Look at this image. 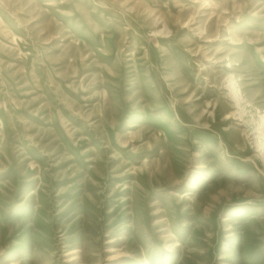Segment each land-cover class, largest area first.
<instances>
[{
    "label": "rangeland",
    "instance_id": "1",
    "mask_svg": "<svg viewBox=\"0 0 264 264\" xmlns=\"http://www.w3.org/2000/svg\"><path fill=\"white\" fill-rule=\"evenodd\" d=\"M0 264H264V0H0Z\"/></svg>",
    "mask_w": 264,
    "mask_h": 264
},
{
    "label": "bare ground",
    "instance_id": "2",
    "mask_svg": "<svg viewBox=\"0 0 264 264\" xmlns=\"http://www.w3.org/2000/svg\"><path fill=\"white\" fill-rule=\"evenodd\" d=\"M120 2H122V1H120ZM130 9V7L127 9V10H129ZM154 18H152V23H156V22H158V20H159V17L158 16H153Z\"/></svg>",
    "mask_w": 264,
    "mask_h": 264
}]
</instances>
